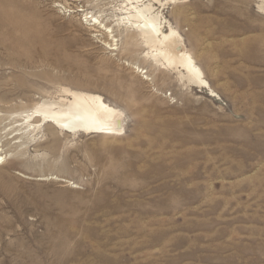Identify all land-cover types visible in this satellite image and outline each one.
<instances>
[{"label":"rangeland","instance_id":"obj_1","mask_svg":"<svg viewBox=\"0 0 264 264\" xmlns=\"http://www.w3.org/2000/svg\"><path fill=\"white\" fill-rule=\"evenodd\" d=\"M117 1L0 0V264H264L259 0L163 8L219 98L144 60ZM66 88L121 110L123 134L27 140L18 115Z\"/></svg>","mask_w":264,"mask_h":264},{"label":"bare ground","instance_id":"obj_2","mask_svg":"<svg viewBox=\"0 0 264 264\" xmlns=\"http://www.w3.org/2000/svg\"><path fill=\"white\" fill-rule=\"evenodd\" d=\"M176 3V0L117 1L114 15L116 26L136 34L139 45L145 49L141 53L144 60L175 73L179 84L205 89L210 97L219 98L205 79L204 72L192 53L185 47L182 35L163 15L165 5ZM257 8L264 13V0H259ZM100 17L91 12L84 14L86 21L109 34L111 43L104 41L103 45L109 51H117V40L112 35V29L105 27ZM133 68L139 70L136 66ZM62 93L64 98L43 100L34 109L18 115L22 122L18 130L22 131L27 140H33L41 130H49L52 135L56 131L70 135L103 137L123 134V112L104 101L100 95L69 91L67 88Z\"/></svg>","mask_w":264,"mask_h":264}]
</instances>
